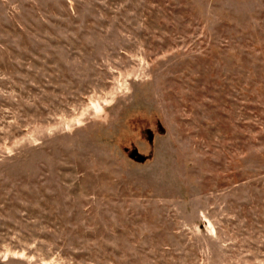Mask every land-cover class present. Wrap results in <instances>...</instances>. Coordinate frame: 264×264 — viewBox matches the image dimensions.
Listing matches in <instances>:
<instances>
[{
    "label": "rangeland",
    "instance_id": "obj_1",
    "mask_svg": "<svg viewBox=\"0 0 264 264\" xmlns=\"http://www.w3.org/2000/svg\"><path fill=\"white\" fill-rule=\"evenodd\" d=\"M0 264H264V0H0Z\"/></svg>",
    "mask_w": 264,
    "mask_h": 264
}]
</instances>
